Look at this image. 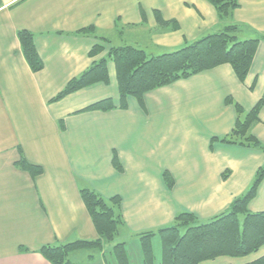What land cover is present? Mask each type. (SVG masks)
Listing matches in <instances>:
<instances>
[{
	"label": "crops",
	"instance_id": "0c3cea01",
	"mask_svg": "<svg viewBox=\"0 0 264 264\" xmlns=\"http://www.w3.org/2000/svg\"><path fill=\"white\" fill-rule=\"evenodd\" d=\"M18 1L2 0L0 7V264H51L39 252L43 245L96 238L80 196L82 187L106 198L122 197L125 225L120 236L128 237L169 225L181 211L207 220L250 187L264 165V152L212 143V138L227 135L235 126L237 112L227 97L250 110L264 95V39L245 82L225 63L151 90L142 102L129 97L124 109L116 67L110 62V84L97 83L60 101L50 100L106 55L107 49L89 55L99 37L113 46L150 50L151 56L222 31L228 23L240 25V40L261 37L264 0H240L229 21L220 20L208 0ZM87 26L96 31L77 33ZM19 29L35 34L44 61L39 72L31 70L22 53ZM108 97L116 108L77 112ZM260 118L252 132L264 142V107ZM21 152L44 172L34 178L18 167ZM115 152L122 172L114 167ZM166 170L175 180L172 188L164 181ZM263 183L249 204L252 211L264 210L259 202L264 199ZM110 251L105 244L74 251L70 259L76 264H117ZM262 254L264 250L238 259L243 264ZM221 261L232 264L230 258Z\"/></svg>",
	"mask_w": 264,
	"mask_h": 264
},
{
	"label": "trees",
	"instance_id": "16d2710c",
	"mask_svg": "<svg viewBox=\"0 0 264 264\" xmlns=\"http://www.w3.org/2000/svg\"><path fill=\"white\" fill-rule=\"evenodd\" d=\"M19 0L17 3L22 2ZM216 8L220 20L229 21L234 11L240 7V0H208ZM2 7V0H0ZM160 23H167L158 17ZM240 25L228 23L222 31L209 33L183 46L159 55L150 56L144 49L132 44L110 45L105 37H99L89 55L96 57L108 50L106 55L95 59L79 75L73 77L50 102H57L66 96L97 83L110 84L109 63L116 67L120 107H128L129 97L142 102L144 95L156 88L186 79L200 72L213 69L221 64H230L238 79L245 82L251 70L261 37L240 40L237 32ZM95 26H87L77 31L80 34L95 32ZM17 36L22 53L33 72L44 68V61L35 44V34L27 29H19ZM150 56V57H149ZM253 83L251 89L255 87ZM237 112L233 129L225 136L213 137L212 143L220 141L252 147L264 152L262 142L253 132V127L261 121L260 113L264 107V95L250 109L227 97ZM117 106L111 97L96 101L77 112L109 111ZM60 130H65L64 119L59 120ZM114 167L122 172L124 167L117 153L113 157ZM16 165L37 177L44 172L41 165L33 164L21 152ZM230 170L223 173L229 176ZM166 185L172 188L175 180L166 170L163 173ZM264 180V165L256 172L250 187L235 197L230 206L215 216L201 220L190 211L176 214L174 221L157 229L144 230L135 235L139 238L144 264H155L153 238L161 239L160 264H203L218 258H246L264 248V210L252 211L250 202L257 196L259 186ZM80 196L98 233L96 238H78L66 242L43 245L39 252L51 264H76L70 259L72 252L81 249H101L120 235L125 225L122 213V197L114 195L106 198L89 186L80 188ZM185 229V233L181 229ZM26 250L25 248H21ZM111 254L117 264H131L125 241L113 244ZM228 264V263H225ZM243 264H264V254Z\"/></svg>",
	"mask_w": 264,
	"mask_h": 264
},
{
	"label": "rangeland",
	"instance_id": "374dc122",
	"mask_svg": "<svg viewBox=\"0 0 264 264\" xmlns=\"http://www.w3.org/2000/svg\"><path fill=\"white\" fill-rule=\"evenodd\" d=\"M147 53L151 56L150 50H148ZM263 181H262V183H263ZM262 183L260 184L259 187H261ZM259 202H262L261 207L264 208V199L260 200ZM181 232L185 233V229L182 228ZM120 241L126 242L127 251L129 253V256H130L131 264H144L142 252H141V247H140V242H139V238L137 236H129L128 237V236L117 235L112 242L106 243V244L109 245L112 249L113 244L116 242H120ZM153 246H154V252H155V264H160V261H161V239H160L159 235H156L153 238ZM263 250L264 249H261V251L259 253H257V255H259ZM221 260H222V258L217 259L215 264L221 263L222 262ZM230 261H232V264H242L241 259H230ZM206 263H208V262H206Z\"/></svg>",
	"mask_w": 264,
	"mask_h": 264
}]
</instances>
